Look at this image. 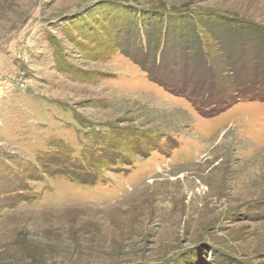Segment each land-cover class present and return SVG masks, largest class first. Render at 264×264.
<instances>
[{"label": "rangeland", "instance_id": "obj_1", "mask_svg": "<svg viewBox=\"0 0 264 264\" xmlns=\"http://www.w3.org/2000/svg\"><path fill=\"white\" fill-rule=\"evenodd\" d=\"M0 264H264V0H0Z\"/></svg>", "mask_w": 264, "mask_h": 264}, {"label": "built area", "instance_id": "obj_2", "mask_svg": "<svg viewBox=\"0 0 264 264\" xmlns=\"http://www.w3.org/2000/svg\"><path fill=\"white\" fill-rule=\"evenodd\" d=\"M0 72H1V66H0Z\"/></svg>", "mask_w": 264, "mask_h": 264}]
</instances>
